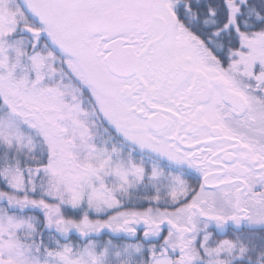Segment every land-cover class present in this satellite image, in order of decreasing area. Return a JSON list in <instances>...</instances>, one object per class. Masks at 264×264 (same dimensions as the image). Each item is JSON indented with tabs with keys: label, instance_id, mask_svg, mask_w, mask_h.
Wrapping results in <instances>:
<instances>
[{
	"label": "snow or ice",
	"instance_id": "snow-or-ice-1",
	"mask_svg": "<svg viewBox=\"0 0 264 264\" xmlns=\"http://www.w3.org/2000/svg\"><path fill=\"white\" fill-rule=\"evenodd\" d=\"M0 264H264V0H0Z\"/></svg>",
	"mask_w": 264,
	"mask_h": 264
}]
</instances>
